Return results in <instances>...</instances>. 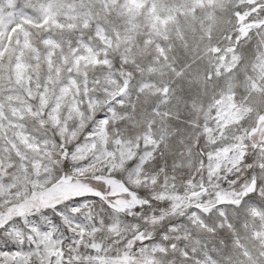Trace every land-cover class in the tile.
<instances>
[{"label": "snow or ice", "instance_id": "6c2138e0", "mask_svg": "<svg viewBox=\"0 0 264 264\" xmlns=\"http://www.w3.org/2000/svg\"><path fill=\"white\" fill-rule=\"evenodd\" d=\"M0 264H264V0H0Z\"/></svg>", "mask_w": 264, "mask_h": 264}]
</instances>
